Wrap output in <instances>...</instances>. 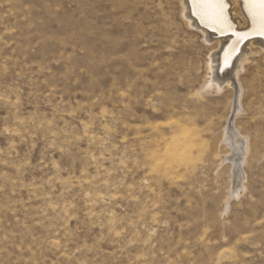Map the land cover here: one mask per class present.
Returning a JSON list of instances; mask_svg holds the SVG:
<instances>
[{
    "label": "rangeland",
    "instance_id": "obj_1",
    "mask_svg": "<svg viewBox=\"0 0 264 264\" xmlns=\"http://www.w3.org/2000/svg\"><path fill=\"white\" fill-rule=\"evenodd\" d=\"M212 47L179 0H0V264H264V52L216 91Z\"/></svg>",
    "mask_w": 264,
    "mask_h": 264
},
{
    "label": "bare ground",
    "instance_id": "obj_2",
    "mask_svg": "<svg viewBox=\"0 0 264 264\" xmlns=\"http://www.w3.org/2000/svg\"><path fill=\"white\" fill-rule=\"evenodd\" d=\"M223 4L225 23H213L200 9L194 7L193 0H179L180 14L185 27L189 30L194 28L204 43L208 46L213 45V53L208 64L212 76L207 83V88L216 91H221L224 85H234L233 79L237 77L247 52L252 48L264 52V36L257 34L256 25H254L245 7V0H223ZM248 38L251 39L247 40ZM226 54H230L227 66L225 65ZM238 87L239 90H236L232 103V117L238 115L242 110L240 103L241 88ZM237 132L230 128L229 123L223 130L224 143L233 150V155L229 159L232 166L235 167L241 166L245 158L251 153L250 140L247 137L242 138ZM234 169L236 170V168ZM233 176L235 175L233 174ZM236 176L238 178L237 172Z\"/></svg>",
    "mask_w": 264,
    "mask_h": 264
},
{
    "label": "snow or ice",
    "instance_id": "obj_3",
    "mask_svg": "<svg viewBox=\"0 0 264 264\" xmlns=\"http://www.w3.org/2000/svg\"><path fill=\"white\" fill-rule=\"evenodd\" d=\"M194 7L200 9L213 23H225L223 0H193ZM245 7L256 25L258 35L264 36V0H245ZM230 54L225 56L227 66Z\"/></svg>",
    "mask_w": 264,
    "mask_h": 264
}]
</instances>
